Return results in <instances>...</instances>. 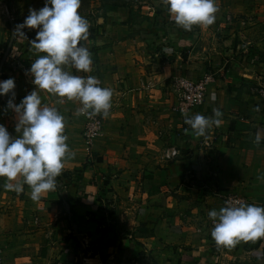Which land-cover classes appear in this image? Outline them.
Masks as SVG:
<instances>
[{
  "label": "crops",
  "instance_id": "obj_1",
  "mask_svg": "<svg viewBox=\"0 0 264 264\" xmlns=\"http://www.w3.org/2000/svg\"><path fill=\"white\" fill-rule=\"evenodd\" d=\"M128 3L107 1L100 22L87 20L89 36L82 43L91 71L66 69L94 76L113 91L90 156L81 137L84 119L76 114L80 101L37 89L42 103L64 118L69 154L57 189L38 201L30 199L27 184L17 193L3 187L15 180L0 177L2 264H218L223 251L229 259L240 252L250 264H264V237L217 246L207 215L223 206L216 191L264 206V138L255 143L257 129L264 130V97L254 91L264 80V43L244 54L246 47L234 49L242 35L236 29L250 19L228 12L222 18L221 11L235 9L237 0H216L215 22L189 31L170 19L164 0ZM5 4L0 80L14 78L19 103L36 87L25 70L44 53L30 45L35 29L25 28L26 37L13 35ZM42 6L43 0H17L14 8L21 23L29 8ZM206 73L213 80L203 103L188 115L211 118L214 109L222 115L219 126L198 137L170 110V84L177 76L195 80ZM10 95L0 96V123L16 136ZM168 146L177 147L179 156L164 160Z\"/></svg>",
  "mask_w": 264,
  "mask_h": 264
},
{
  "label": "clouds",
  "instance_id": "obj_2",
  "mask_svg": "<svg viewBox=\"0 0 264 264\" xmlns=\"http://www.w3.org/2000/svg\"><path fill=\"white\" fill-rule=\"evenodd\" d=\"M170 19L177 26L189 31L194 25H211L215 22L217 7L214 0H164ZM80 0H43L39 9L29 8V14L15 26L13 35L26 37L23 29H35L30 45L39 55L25 70L36 87L15 103V80H0V96L11 94L7 108L15 113L13 136L0 123V177L7 181L3 187L17 193L27 184L30 199L38 201L42 194L57 189V177L61 174L68 153L67 136L64 134V118L56 107L42 103L37 89L50 94L77 99L82 105L77 115L89 117L97 114L108 116L113 96L112 89L101 87L94 76L82 77L66 70L91 71V54L83 45L89 36V23L79 12ZM219 109L213 117L199 113L185 114L184 123L196 136H205L213 125L219 126ZM185 131H188L186 128ZM264 138V130L257 129L255 143ZM22 178V182L17 180ZM213 227L210 235L217 246L234 247L240 241H255L264 237V206L225 201L218 211L207 213Z\"/></svg>",
  "mask_w": 264,
  "mask_h": 264
},
{
  "label": "built area",
  "instance_id": "obj_3",
  "mask_svg": "<svg viewBox=\"0 0 264 264\" xmlns=\"http://www.w3.org/2000/svg\"><path fill=\"white\" fill-rule=\"evenodd\" d=\"M20 36V35H18ZM213 80V74L206 73L198 79H188L182 76H177L172 78L170 89L172 92V103L170 105V110L184 117L191 110L201 105L204 101L206 88L209 82ZM254 91L257 95L264 97V80H260L255 85ZM84 119L83 128L81 131V137L84 143V148L87 155L92 154V148L95 140L100 136L103 128V116L97 114L95 116L89 117L82 115ZM180 154L179 149L175 146H168L162 151V158L164 160H172L178 157ZM217 197L222 201L223 206L225 201H240L247 203V201L236 195L235 193L225 191V192H215ZM3 263L2 250L0 248V264Z\"/></svg>",
  "mask_w": 264,
  "mask_h": 264
},
{
  "label": "rangeland",
  "instance_id": "obj_4",
  "mask_svg": "<svg viewBox=\"0 0 264 264\" xmlns=\"http://www.w3.org/2000/svg\"><path fill=\"white\" fill-rule=\"evenodd\" d=\"M5 0H0L1 2H4ZM7 4H5L8 8L3 7V13L5 17L10 21L13 22V28L12 32H14L15 26L20 23V19L22 14H19L21 11L14 8L15 4L17 3V0H6ZM107 1H113V2H123V1H129L130 0H80V6L78 9L79 14L86 18L87 20L91 21L92 23H96V19H99V22L101 20L102 14H103V7L104 4L107 3ZM216 0H214L215 2ZM222 1V0H220ZM247 3V8L249 10H244L241 4H238L239 1L237 0L236 8L221 11L222 18L225 17V15L228 14H234L236 17L238 16H248L250 19L249 24L239 26L237 28V31H242V35H237V41H234V49L238 46V51L240 52L243 50L244 47V53H247L250 48H259L264 43V0H243ZM10 4V5H9ZM2 5V4H1ZM11 7V8H10ZM26 12V11H23ZM241 12H245L246 15H244ZM29 13V11L27 12ZM25 29H23L24 31ZM240 44V45H239ZM247 45V46H246ZM264 48V45H263ZM255 50V49H254ZM82 106V105H81ZM217 195V194H216ZM232 255L236 254V250L231 252ZM237 257L228 258L226 257V252L223 251L222 254H219L220 262L218 264H250L249 260L244 257L242 254L240 255V252L237 253ZM240 255V256H239Z\"/></svg>",
  "mask_w": 264,
  "mask_h": 264
},
{
  "label": "trees",
  "instance_id": "obj_5",
  "mask_svg": "<svg viewBox=\"0 0 264 264\" xmlns=\"http://www.w3.org/2000/svg\"><path fill=\"white\" fill-rule=\"evenodd\" d=\"M128 2H129V1L115 2V3L129 4ZM129 15H130V17H133V15H134V12H133V10H132V8H131V7H130V13H129Z\"/></svg>",
  "mask_w": 264,
  "mask_h": 264
}]
</instances>
